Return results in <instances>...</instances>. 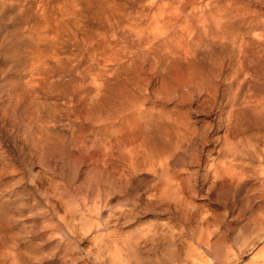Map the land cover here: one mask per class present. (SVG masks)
Returning <instances> with one entry per match:
<instances>
[{
    "label": "rangeland",
    "instance_id": "1",
    "mask_svg": "<svg viewBox=\"0 0 264 264\" xmlns=\"http://www.w3.org/2000/svg\"><path fill=\"white\" fill-rule=\"evenodd\" d=\"M262 255L264 0H0V264Z\"/></svg>",
    "mask_w": 264,
    "mask_h": 264
},
{
    "label": "bare ground",
    "instance_id": "2",
    "mask_svg": "<svg viewBox=\"0 0 264 264\" xmlns=\"http://www.w3.org/2000/svg\"><path fill=\"white\" fill-rule=\"evenodd\" d=\"M225 108V107H224ZM224 108H221V109H224ZM225 110V109H224ZM221 113V112H220ZM221 116V115H220ZM247 121V120H246ZM259 121V120H258ZM241 122V121H240ZM255 122V121H254ZM249 124H251V123H253V120L252 119H249V122H248ZM236 124V123H235ZM245 124V123H244ZM238 125H239V123H238ZM236 128V127H235ZM229 183H232V180L229 182ZM229 186H231V184L229 185ZM206 241V240H205ZM210 242H212L211 241V239H210ZM262 253H263V250H262ZM258 254H260V253H258ZM261 256V255H260ZM263 257H264V255H262ZM261 258V257H260Z\"/></svg>",
    "mask_w": 264,
    "mask_h": 264
}]
</instances>
